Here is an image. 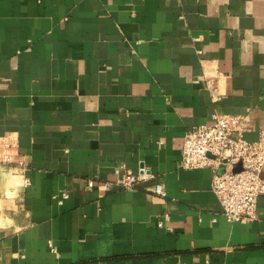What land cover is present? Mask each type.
Returning <instances> with one entry per match:
<instances>
[{"label": "crops", "instance_id": "crops-1", "mask_svg": "<svg viewBox=\"0 0 264 264\" xmlns=\"http://www.w3.org/2000/svg\"><path fill=\"white\" fill-rule=\"evenodd\" d=\"M214 114L264 134V0H0V264H264L180 168Z\"/></svg>", "mask_w": 264, "mask_h": 264}, {"label": "built area", "instance_id": "built-area-1", "mask_svg": "<svg viewBox=\"0 0 264 264\" xmlns=\"http://www.w3.org/2000/svg\"><path fill=\"white\" fill-rule=\"evenodd\" d=\"M212 120L210 125H198L186 131L180 168L209 169L211 190L227 222L254 221L257 200L264 196V134L256 141H247L238 132L241 117L214 114ZM151 178V173L141 165L137 173L126 171L118 181L102 182L100 186L105 190L111 185L133 190ZM94 184L95 180H87L88 187ZM153 193L164 197L163 185L157 183ZM61 197L66 198V194L62 193Z\"/></svg>", "mask_w": 264, "mask_h": 264}, {"label": "clouds", "instance_id": "clouds-1", "mask_svg": "<svg viewBox=\"0 0 264 264\" xmlns=\"http://www.w3.org/2000/svg\"><path fill=\"white\" fill-rule=\"evenodd\" d=\"M5 223H11V221L10 220H5Z\"/></svg>", "mask_w": 264, "mask_h": 264}, {"label": "water", "instance_id": "water-1", "mask_svg": "<svg viewBox=\"0 0 264 264\" xmlns=\"http://www.w3.org/2000/svg\"><path fill=\"white\" fill-rule=\"evenodd\" d=\"M236 170H239V168H237Z\"/></svg>", "mask_w": 264, "mask_h": 264}]
</instances>
